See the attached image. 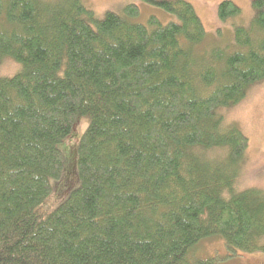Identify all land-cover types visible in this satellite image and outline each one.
Returning a JSON list of instances; mask_svg holds the SVG:
<instances>
[{
	"label": "trees",
	"instance_id": "trees-1",
	"mask_svg": "<svg viewBox=\"0 0 264 264\" xmlns=\"http://www.w3.org/2000/svg\"><path fill=\"white\" fill-rule=\"evenodd\" d=\"M144 1L177 20L0 0V65L18 64L0 75V264H221L193 257L214 235L264 252V191L235 184L248 140L222 128V110L264 80V0L231 51L197 46L206 32L185 0ZM240 11L223 0L217 17ZM82 117L79 185L46 211L58 145Z\"/></svg>",
	"mask_w": 264,
	"mask_h": 264
},
{
	"label": "rangeland",
	"instance_id": "rangeland-1",
	"mask_svg": "<svg viewBox=\"0 0 264 264\" xmlns=\"http://www.w3.org/2000/svg\"><path fill=\"white\" fill-rule=\"evenodd\" d=\"M81 1L94 12L97 19H101L107 11H112L128 22L145 25L150 16L157 17L163 24L177 20L174 15L144 0ZM185 1L193 6L206 32L204 41L197 46L201 45L205 47V50L220 47L231 51L238 48L233 40V27L236 25L249 26L254 14L251 6L252 0H229L236 4L241 11L225 21H220L217 17V6L223 0ZM129 5L138 8L137 15L130 16L125 13V8ZM17 68V63L4 59L0 65V75L12 76ZM222 112L224 114L222 128L236 127L248 140L244 158L239 164L240 170L235 182L236 190L256 188L264 191V80L248 86L243 100ZM88 121L87 117L80 118L71 134L58 145L61 152L62 170L59 178L50 180V197L42 207L46 211L54 210L79 185L76 151L78 142L88 126ZM223 150L221 157L226 153V149ZM220 151L222 152V150ZM193 257L196 259L213 258L221 264H264L263 251L248 253L237 249H228L223 238L219 235L206 237L199 241L193 252Z\"/></svg>",
	"mask_w": 264,
	"mask_h": 264
}]
</instances>
